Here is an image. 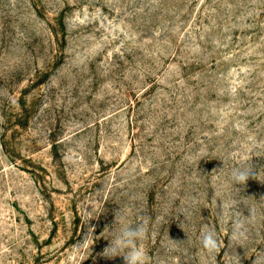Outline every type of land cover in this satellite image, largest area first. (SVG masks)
I'll list each match as a JSON object with an SVG mask.
<instances>
[{
  "label": "rangeland",
  "instance_id": "rangeland-1",
  "mask_svg": "<svg viewBox=\"0 0 264 264\" xmlns=\"http://www.w3.org/2000/svg\"><path fill=\"white\" fill-rule=\"evenodd\" d=\"M145 221L147 264H264V0H0V264Z\"/></svg>",
  "mask_w": 264,
  "mask_h": 264
},
{
  "label": "clouds",
  "instance_id": "clouds-1",
  "mask_svg": "<svg viewBox=\"0 0 264 264\" xmlns=\"http://www.w3.org/2000/svg\"><path fill=\"white\" fill-rule=\"evenodd\" d=\"M257 175L258 172L254 170L252 165L243 168L234 167L231 170V180L234 185L244 186L250 178L256 179ZM239 190L240 189L237 188V191ZM146 223L147 222L145 221L138 224L136 227L123 228L120 234L114 240L110 241V245L101 255L108 259L118 256L122 257L124 264H147L148 258L146 252L143 248L138 246L137 243L146 235ZM202 227L206 229L202 234V247L209 253L219 252L221 243L217 239L216 232L214 230H209L208 224H204ZM94 231V227L88 228V233L85 236L83 243L94 237L92 235ZM245 234L244 222L242 220H236L233 224L232 238L241 239Z\"/></svg>",
  "mask_w": 264,
  "mask_h": 264
}]
</instances>
